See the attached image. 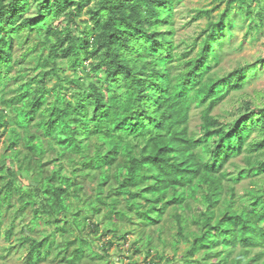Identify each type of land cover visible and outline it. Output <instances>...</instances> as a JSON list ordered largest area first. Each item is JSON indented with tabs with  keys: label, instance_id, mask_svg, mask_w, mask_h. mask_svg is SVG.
<instances>
[{
	"label": "trees",
	"instance_id": "1",
	"mask_svg": "<svg viewBox=\"0 0 264 264\" xmlns=\"http://www.w3.org/2000/svg\"><path fill=\"white\" fill-rule=\"evenodd\" d=\"M179 1L0 0V237L31 212L26 264L104 261L136 229L127 264H264V102L214 113L264 66L215 69L237 26L262 32L264 0L208 1L183 52ZM169 214L180 262L154 243Z\"/></svg>",
	"mask_w": 264,
	"mask_h": 264
},
{
	"label": "rangeland",
	"instance_id": "2",
	"mask_svg": "<svg viewBox=\"0 0 264 264\" xmlns=\"http://www.w3.org/2000/svg\"><path fill=\"white\" fill-rule=\"evenodd\" d=\"M210 0H182L176 3L175 5V42L180 51H188L189 43L193 41L194 37L200 33L201 29L204 27L206 18H200L194 20V14L196 9L205 7ZM88 16L83 15V19ZM246 31L245 26H237L234 30V35L232 36L231 42L225 44L224 54L221 62L216 65L215 69H220V73H227L232 71L235 67L242 65L246 62H255L261 57H264V24L263 30L259 34L250 35L248 38L244 39V34ZM244 39V40H243ZM243 43V44H242ZM20 53V51H19ZM19 55V54H18ZM20 67H17L19 70ZM247 99H253L257 103L264 102V66L261 67L256 76H251V80L248 84L245 85L240 90H233L228 97L217 106L214 113L218 116H222L228 119H232L238 115L241 111L245 109L244 102ZM200 112L199 109H192V118H191V128L195 129L196 126L200 123ZM4 137L1 136L3 141ZM0 147H3L1 142ZM241 157L237 158L240 160ZM260 178V177H259ZM252 183L249 179L244 180L243 182L237 185L238 191L244 192L247 187H251ZM28 213L22 219H16V227L14 229V234L10 240H6L5 230L4 229L2 236L0 237V264H26V253L29 247V243L23 242L20 240L23 232L25 234H30L31 232L28 229L27 224L31 220V212ZM13 217H8L6 223L9 225L12 222ZM163 227L162 236L163 241H160L158 234L154 232L156 249L162 252L165 256L175 258V261H179L180 255L184 251L186 244L181 242L179 244V251H175L173 245L174 235L177 232L176 221L172 215H167L161 224ZM195 227V226H193ZM135 228V227H134ZM52 226L49 224H42L36 229L34 235L36 237L44 232H51ZM23 231V232H22ZM139 235H141L137 229L131 230L128 240L129 242H116L112 248H110V258L104 259V261L92 260L90 258L85 259V264H127L129 262V255L132 254L128 252L129 245L133 240H135ZM109 238V236H107ZM123 249V253H121ZM177 253V255H175ZM141 255H133L137 264H143L145 260L144 253ZM180 262V261H179ZM38 264H64L58 258H55L53 255L48 257L46 260L41 261Z\"/></svg>",
	"mask_w": 264,
	"mask_h": 264
}]
</instances>
